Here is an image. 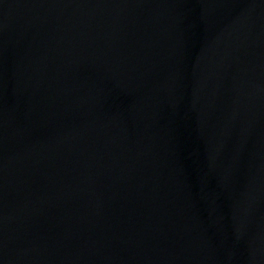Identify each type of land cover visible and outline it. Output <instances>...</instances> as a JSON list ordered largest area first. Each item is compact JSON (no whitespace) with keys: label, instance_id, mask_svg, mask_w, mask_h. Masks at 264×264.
Segmentation results:
<instances>
[{"label":"water","instance_id":"1","mask_svg":"<svg viewBox=\"0 0 264 264\" xmlns=\"http://www.w3.org/2000/svg\"><path fill=\"white\" fill-rule=\"evenodd\" d=\"M0 264H264V0H0Z\"/></svg>","mask_w":264,"mask_h":264}]
</instances>
